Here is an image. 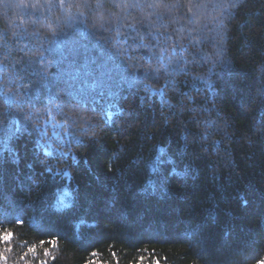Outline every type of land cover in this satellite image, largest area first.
I'll use <instances>...</instances> for the list:
<instances>
[{
  "label": "trees",
  "instance_id": "16d2710c",
  "mask_svg": "<svg viewBox=\"0 0 264 264\" xmlns=\"http://www.w3.org/2000/svg\"><path fill=\"white\" fill-rule=\"evenodd\" d=\"M19 2L0 3V264L264 257V0Z\"/></svg>",
  "mask_w": 264,
  "mask_h": 264
},
{
  "label": "snow or ice",
  "instance_id": "6c2138e0",
  "mask_svg": "<svg viewBox=\"0 0 264 264\" xmlns=\"http://www.w3.org/2000/svg\"><path fill=\"white\" fill-rule=\"evenodd\" d=\"M3 2H4V0H0V3H3ZM188 2L193 3V0H188ZM227 2L229 3V5L231 7L237 6L236 3L234 2V0H227ZM45 3H48L52 7L55 6L52 3V0H45ZM59 4H60V6H63L64 0H59ZM176 5L179 6V0H176ZM5 6L6 7H17V8H22V9H27V8L31 7L33 10H35L39 6V0H35V2H33V3H27V2H24V0H20L19 3L6 4ZM101 27H103V25H101ZM6 30L7 29H4V31H6ZM148 34L151 35V32H149ZM13 35H15V33H13ZM141 39H143V37H141ZM138 47L147 48L148 45L141 43L138 45ZM9 239H10V237L7 233L0 235V242H7ZM40 243L41 244H54V241H41ZM32 250L33 249H29V251H32ZM39 264H45V262L40 261ZM256 264H264V257L257 259Z\"/></svg>",
  "mask_w": 264,
  "mask_h": 264
}]
</instances>
